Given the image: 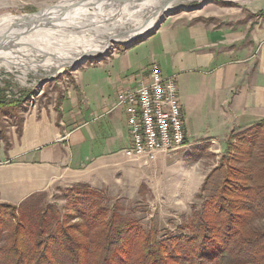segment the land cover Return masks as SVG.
I'll return each mask as SVG.
<instances>
[{"label": "rangeland", "instance_id": "1", "mask_svg": "<svg viewBox=\"0 0 264 264\" xmlns=\"http://www.w3.org/2000/svg\"><path fill=\"white\" fill-rule=\"evenodd\" d=\"M117 1L0 0V22L7 20L8 24L13 26L28 28L42 22H29L26 17L22 16L43 14L41 19L46 21H43L42 25H46L43 27L46 29L47 26L66 25L64 20L68 17L74 19L72 22H75V24H69L73 27L66 26L68 28L77 29L81 28L79 23H89L84 27L88 25L90 29H93L94 23L102 22L98 20L104 14H116L112 10L115 5L118 6ZM249 1L251 0H180L179 3L174 4L175 7L172 10L168 9L160 14L150 30L130 42H110V47L102 53L95 54L97 51H102L106 45L83 55H87L86 57L73 58L69 66L53 74L45 72L41 68V66L51 63L52 55L49 52L45 53L48 48L57 47L54 44L59 43L57 45L64 49V51L59 49L61 51L59 55L62 56V54L70 52L67 49L73 48L77 40L82 43H84L83 40L85 43L99 42L108 32L100 30L99 34L95 35L93 31L89 30V33L93 34L92 38L89 33L81 34L77 31H75V35L66 32L60 37H56L57 32L55 37L46 36L43 33V36L33 33L30 34L31 36H23L25 34L23 32L11 39L0 36V45L3 46H0V145L3 143L5 149L10 148L12 135L19 138L23 121L31 114L51 108L57 111L58 119L61 102L76 87L75 79L78 70L96 66L100 61L112 57L114 53L126 51L153 34L164 22L190 18L218 24V21L223 19L222 13L244 14ZM70 16H74V18H70ZM145 16L146 14L142 15L143 18ZM14 17L21 18L15 19ZM146 19L147 17L144 20ZM109 20L106 18L104 21L110 22ZM113 22H115V18L108 24ZM91 24H94L93 27L89 26ZM125 27H130V25L126 24ZM118 28L120 32L110 26L109 33H121L122 28ZM156 47V43H140L138 46H134L131 52H126L124 57L128 61H136L138 64L142 61L158 63L160 56L159 54L156 56L153 51V48ZM80 57L82 58L79 59ZM122 63V59H113L106 66L83 72V78L80 77L82 87L89 89L90 87L94 88V85L101 86L96 93H91L89 98L96 100L97 97L112 93V90H108V86L103 83L116 79V74L122 71ZM111 67L115 69L113 73L109 71ZM109 76L111 80L108 81L106 79ZM141 78L142 76L138 82ZM201 121L203 122L200 123ZM190 122L196 124L197 127L188 129L189 134H192L188 140L200 141L201 144L191 148L183 147L166 155L169 157V161L165 169H154L153 163L144 164L137 160L119 157L111 165L94 169L91 173L96 175V181L93 184L95 186L86 185L99 190L104 196L105 205L111 207L115 204L120 215L135 220L141 228H154L159 237L175 233L178 227L187 223V220L200 207L211 190L215 189L222 181L225 168L236 165L237 162L234 160L236 157L238 158L237 147L241 144L235 138L236 134L241 131L230 134L226 139H218L219 141L216 142H204L206 140L204 134H212L213 120L210 117L197 120L191 115ZM228 140L232 146L226 148ZM202 185L205 186L203 190H201ZM73 187L75 184L54 186L48 191L36 193L33 199L36 203L34 206L37 210L46 211H49L47 206L53 207L54 211L59 214V219L66 221V225H75L81 221L84 223L82 216L75 210L72 193L68 192V188ZM24 201L14 205L0 200V247L9 246L14 236L24 234L23 231L18 232V230L22 225L27 227L25 219L28 218L27 215L31 209L29 207L16 208L17 211L12 209V207H19ZM76 206L79 207V205ZM33 216L32 214L30 217ZM263 222L260 221L259 224ZM19 257L21 256L17 258L19 259ZM22 258L25 259V257Z\"/></svg>", "mask_w": 264, "mask_h": 264}, {"label": "crops", "instance_id": "2", "mask_svg": "<svg viewBox=\"0 0 264 264\" xmlns=\"http://www.w3.org/2000/svg\"><path fill=\"white\" fill-rule=\"evenodd\" d=\"M246 9L244 14L222 13L218 24L190 18L164 22L134 45L157 44L153 51L160 62L152 63L158 65L162 77L175 81L185 148L201 144L188 140L192 136L188 129L197 127L190 122L191 115L197 120L210 117L214 122L204 142L226 139L264 119V0L249 1ZM134 46L78 70L76 89L61 102L58 119L51 108L31 114L25 117L19 138L12 135V146L0 145L2 202L18 205L54 186H95L94 169L125 157L123 149L130 139L124 110L114 107L117 93L135 88L141 76L147 78L152 64L126 60V52ZM113 59H122V71L116 79L102 82L112 93L89 98L101 86L82 87L83 72L106 66ZM168 161V156L160 155L152 163L154 169H165Z\"/></svg>", "mask_w": 264, "mask_h": 264}, {"label": "trees", "instance_id": "3", "mask_svg": "<svg viewBox=\"0 0 264 264\" xmlns=\"http://www.w3.org/2000/svg\"><path fill=\"white\" fill-rule=\"evenodd\" d=\"M235 138L236 165L175 233L159 237L105 205L99 190L77 184L68 192L84 223L66 225L51 206L37 210L33 194L12 207L31 210L24 234L0 247V264H264V119Z\"/></svg>", "mask_w": 264, "mask_h": 264}, {"label": "built area", "instance_id": "4", "mask_svg": "<svg viewBox=\"0 0 264 264\" xmlns=\"http://www.w3.org/2000/svg\"><path fill=\"white\" fill-rule=\"evenodd\" d=\"M114 107H122L126 115L130 145L123 155L127 159L149 164L185 147L175 81L162 77L157 64L150 65L147 78L135 88L120 90Z\"/></svg>", "mask_w": 264, "mask_h": 264}, {"label": "bare ground", "instance_id": "5", "mask_svg": "<svg viewBox=\"0 0 264 264\" xmlns=\"http://www.w3.org/2000/svg\"><path fill=\"white\" fill-rule=\"evenodd\" d=\"M179 2L180 0H118L116 2L118 6L115 5L114 9L112 10L113 12H116V14H113V13H110L108 15L104 14L98 20V21H102L101 23H94L95 25L94 24L89 25L90 27L94 25L93 29H90L88 25L87 27H84L86 24H89V23H79L78 25L81 26V28H77V29L68 28L66 26H68L69 24L71 25L75 24V22H72L73 20H70L68 18L64 20L65 21L64 23L66 25H59V26L52 25V26H49L50 28L47 26V29H46V28H43L46 25H42L43 21H46V20L41 19L43 14L33 15V16L25 15L22 17H26L29 20V22L34 21L37 23L38 22H42V23L35 24V26H31L28 28H24V27L19 28L11 24H8L7 20H4L0 22V36L11 39L22 32L25 33L23 36H31L30 34L32 33L34 35L36 34L40 35L43 33L46 36L52 35V37H55L56 32L58 33L56 37H60L61 35H63V33H66V32H69L75 35V31L80 32L82 34L84 32L89 33V30H91L95 33V35H98L99 34L98 31L100 30H106L108 32L107 34H105V37L101 39L102 41H99V42L85 43V41L83 40L84 43H82L77 40V43L75 44V46H73V48L67 49V51H70V52L69 53L66 52L65 54H62V56L59 55V52L64 51V49L63 47H59V45H57L59 43L54 44L57 47L48 48L45 51V53L49 52L52 55L51 63H48L47 65H43L41 66V68H43L45 72H49L53 74L61 70L62 68L69 66V63L73 60V58L75 57L77 58V56L86 57L87 55L86 56H83V55L89 54L93 50L101 48L106 45L102 51L101 50L97 51V53L95 54L97 55L99 53H102L103 51L107 50L108 47H110V42H114V41H119L122 43L130 42L135 37L150 30V28L154 25L155 21L157 20L160 14H163L168 9L172 10L175 7L174 4H177ZM143 14H146L145 16V18L147 17L146 20H144L145 18L142 17ZM14 18L18 19L21 17H14ZM106 18L107 19L109 18L110 22L104 21ZM114 18H115V22H113L112 24H108V23H111V20ZM126 24L130 25V27H125ZM110 26H112V28L117 29L119 32H120V29L118 27H121L122 28L121 33H109ZM70 27H73V26H70ZM56 28H59V30H56ZM92 37H93V34H90V38ZM59 49L61 51H59ZM82 57H80L79 59H81Z\"/></svg>", "mask_w": 264, "mask_h": 264}, {"label": "water", "instance_id": "6", "mask_svg": "<svg viewBox=\"0 0 264 264\" xmlns=\"http://www.w3.org/2000/svg\"><path fill=\"white\" fill-rule=\"evenodd\" d=\"M33 16V15H32Z\"/></svg>", "mask_w": 264, "mask_h": 264}]
</instances>
